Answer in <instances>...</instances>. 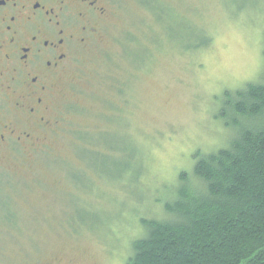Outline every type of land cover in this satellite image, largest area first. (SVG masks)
Masks as SVG:
<instances>
[{
  "label": "rangeland",
  "instance_id": "1",
  "mask_svg": "<svg viewBox=\"0 0 264 264\" xmlns=\"http://www.w3.org/2000/svg\"><path fill=\"white\" fill-rule=\"evenodd\" d=\"M116 5L70 66L47 139L0 145V264H126L195 151L234 137L224 91L264 80V0Z\"/></svg>",
  "mask_w": 264,
  "mask_h": 264
},
{
  "label": "trees",
  "instance_id": "2",
  "mask_svg": "<svg viewBox=\"0 0 264 264\" xmlns=\"http://www.w3.org/2000/svg\"><path fill=\"white\" fill-rule=\"evenodd\" d=\"M223 107L234 137L195 151L167 219L140 220L146 233L126 264H264V80L225 90Z\"/></svg>",
  "mask_w": 264,
  "mask_h": 264
},
{
  "label": "flooded vegetation",
  "instance_id": "3",
  "mask_svg": "<svg viewBox=\"0 0 264 264\" xmlns=\"http://www.w3.org/2000/svg\"><path fill=\"white\" fill-rule=\"evenodd\" d=\"M117 0H0V145L35 150L70 66ZM46 119V121H45ZM39 264V263H35Z\"/></svg>",
  "mask_w": 264,
  "mask_h": 264
}]
</instances>
